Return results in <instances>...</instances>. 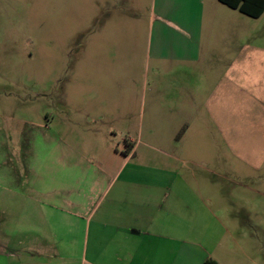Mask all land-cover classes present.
Segmentation results:
<instances>
[{
    "label": "rangeland",
    "instance_id": "1",
    "mask_svg": "<svg viewBox=\"0 0 264 264\" xmlns=\"http://www.w3.org/2000/svg\"><path fill=\"white\" fill-rule=\"evenodd\" d=\"M128 1L0 0V230L31 211L22 195L62 213L44 204L65 196L47 194L51 152L106 132L132 149L128 166L186 184L193 234L218 264H264V12L245 17L249 85L216 124L210 86L183 98L182 77L153 70L150 0Z\"/></svg>",
    "mask_w": 264,
    "mask_h": 264
},
{
    "label": "crops",
    "instance_id": "2",
    "mask_svg": "<svg viewBox=\"0 0 264 264\" xmlns=\"http://www.w3.org/2000/svg\"><path fill=\"white\" fill-rule=\"evenodd\" d=\"M148 8L153 70L182 77L183 98L193 99L195 85L210 86V119L227 124L221 118L241 98L233 88L249 85L247 15L219 0H150ZM89 137L51 152L47 194L65 196L44 204L62 213L45 214L32 193L21 197L30 212L2 215L11 225L0 230V264H218L193 234L198 216L186 212L193 203L185 183L169 181L167 170L128 166L132 149L114 146L106 132Z\"/></svg>",
    "mask_w": 264,
    "mask_h": 264
},
{
    "label": "trees",
    "instance_id": "3",
    "mask_svg": "<svg viewBox=\"0 0 264 264\" xmlns=\"http://www.w3.org/2000/svg\"><path fill=\"white\" fill-rule=\"evenodd\" d=\"M226 6L236 9L239 12L258 18L264 12V0H219Z\"/></svg>",
    "mask_w": 264,
    "mask_h": 264
}]
</instances>
